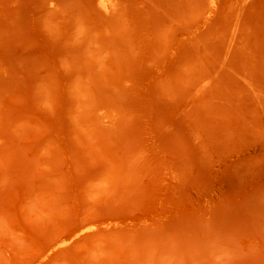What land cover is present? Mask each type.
Wrapping results in <instances>:
<instances>
[{"label":"rangeland","instance_id":"374dc122","mask_svg":"<svg viewBox=\"0 0 264 264\" xmlns=\"http://www.w3.org/2000/svg\"><path fill=\"white\" fill-rule=\"evenodd\" d=\"M0 264H264V0H0Z\"/></svg>","mask_w":264,"mask_h":264},{"label":"bare ground","instance_id":"6f19581e","mask_svg":"<svg viewBox=\"0 0 264 264\" xmlns=\"http://www.w3.org/2000/svg\"><path fill=\"white\" fill-rule=\"evenodd\" d=\"M217 1V0H216ZM214 2V1H213ZM88 227V226H87ZM93 228V227H92ZM61 243V242H60Z\"/></svg>","mask_w":264,"mask_h":264}]
</instances>
